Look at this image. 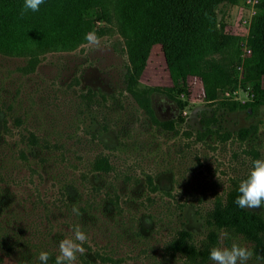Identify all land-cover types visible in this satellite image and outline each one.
Returning a JSON list of instances; mask_svg holds the SVG:
<instances>
[{
	"label": "rangeland",
	"instance_id": "374dc122",
	"mask_svg": "<svg viewBox=\"0 0 264 264\" xmlns=\"http://www.w3.org/2000/svg\"><path fill=\"white\" fill-rule=\"evenodd\" d=\"M258 2L214 8L211 39L225 48L208 58L231 83L174 80L161 44L140 61L116 23L99 24V47L45 52L31 67L0 53V264H40L41 250L54 264L76 223L88 236L76 264H212L170 245L184 231L204 250L215 204L264 158V75L244 66ZM102 156L111 168L94 171Z\"/></svg>",
	"mask_w": 264,
	"mask_h": 264
},
{
	"label": "trees",
	"instance_id": "16d2710c",
	"mask_svg": "<svg viewBox=\"0 0 264 264\" xmlns=\"http://www.w3.org/2000/svg\"><path fill=\"white\" fill-rule=\"evenodd\" d=\"M222 0H44L39 12L21 14L23 0H0V53L27 57L32 66L40 54L71 51L86 43L85 33L97 34L99 24L116 23L120 33L140 61L146 48L161 44L167 67L174 80L187 75L200 76L205 84L222 82V64L210 55L222 53L221 37L211 39L214 8ZM229 1V0H225ZM236 1V0H234ZM250 25L248 46L252 56L245 62L251 80L264 75V0L256 4ZM224 80H228L226 77ZM264 100V89L254 88ZM143 108L157 122L149 103ZM94 171H109L106 157L93 161ZM237 189L229 194L226 203L217 202L209 215L211 229L204 250L188 245L181 231L170 245L186 256L209 255L215 245L216 229L242 235L252 240L257 254L264 255V217L239 208L235 203Z\"/></svg>",
	"mask_w": 264,
	"mask_h": 264
},
{
	"label": "clouds",
	"instance_id": "9594fccd",
	"mask_svg": "<svg viewBox=\"0 0 264 264\" xmlns=\"http://www.w3.org/2000/svg\"><path fill=\"white\" fill-rule=\"evenodd\" d=\"M44 0H23L21 14L39 12ZM85 40L100 46V39L94 32L85 33ZM234 203L241 209L255 210L264 208V158H255L250 162L247 174L240 179ZM73 214L81 216L77 207ZM72 235L58 240V252L54 264H76L78 254L83 255L88 236L80 223L72 226ZM50 253L41 250L38 254L40 264H48ZM209 260L212 264H264V255L257 254L246 243L232 238L227 230L219 233V243L209 248Z\"/></svg>",
	"mask_w": 264,
	"mask_h": 264
}]
</instances>
